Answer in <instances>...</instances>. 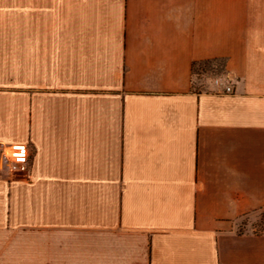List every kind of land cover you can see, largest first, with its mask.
<instances>
[{
  "label": "crops",
  "instance_id": "obj_1",
  "mask_svg": "<svg viewBox=\"0 0 264 264\" xmlns=\"http://www.w3.org/2000/svg\"><path fill=\"white\" fill-rule=\"evenodd\" d=\"M0 144V264H264V0H0Z\"/></svg>",
  "mask_w": 264,
  "mask_h": 264
},
{
  "label": "rangeland",
  "instance_id": "obj_2",
  "mask_svg": "<svg viewBox=\"0 0 264 264\" xmlns=\"http://www.w3.org/2000/svg\"><path fill=\"white\" fill-rule=\"evenodd\" d=\"M222 78L221 64L211 63L197 68V74L194 76V88L199 91H207L210 85H215V81ZM240 232L264 234V212L257 215L256 219L242 223Z\"/></svg>",
  "mask_w": 264,
  "mask_h": 264
},
{
  "label": "built area",
  "instance_id": "obj_3",
  "mask_svg": "<svg viewBox=\"0 0 264 264\" xmlns=\"http://www.w3.org/2000/svg\"><path fill=\"white\" fill-rule=\"evenodd\" d=\"M216 86H222L220 83V80L215 81ZM224 93H231L230 88H225ZM7 153H5L6 147L4 145L0 144V169L3 166V162L6 161L8 163H20L24 164L29 159V151L28 148L24 145H18V146H12L8 147Z\"/></svg>",
  "mask_w": 264,
  "mask_h": 264
},
{
  "label": "trees",
  "instance_id": "obj_4",
  "mask_svg": "<svg viewBox=\"0 0 264 264\" xmlns=\"http://www.w3.org/2000/svg\"><path fill=\"white\" fill-rule=\"evenodd\" d=\"M211 63H219L221 64V74L222 76L225 73V69H224V61L222 59H214V60H209V61H201V62H196L192 64V75L193 77L197 74V68L202 66V65H207V64H211Z\"/></svg>",
  "mask_w": 264,
  "mask_h": 264
}]
</instances>
